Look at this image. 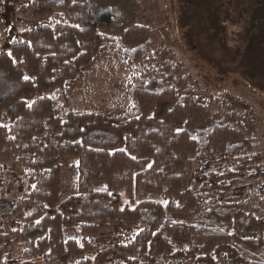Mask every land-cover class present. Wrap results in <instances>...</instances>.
Returning <instances> with one entry per match:
<instances>
[{"label": "trees", "instance_id": "16d2710c", "mask_svg": "<svg viewBox=\"0 0 264 264\" xmlns=\"http://www.w3.org/2000/svg\"><path fill=\"white\" fill-rule=\"evenodd\" d=\"M247 2L264 11V0ZM18 10L54 25L0 50V264H264V134L252 111L206 99L140 23L139 0H8L0 18ZM113 51L137 72L129 110L61 108ZM66 157L78 160L79 193L64 199ZM12 163L27 170L18 190L1 179ZM114 223L143 228L93 255Z\"/></svg>", "mask_w": 264, "mask_h": 264}, {"label": "rangeland", "instance_id": "374dc122", "mask_svg": "<svg viewBox=\"0 0 264 264\" xmlns=\"http://www.w3.org/2000/svg\"><path fill=\"white\" fill-rule=\"evenodd\" d=\"M7 1L0 0V14ZM139 1L143 7L140 23L159 31L166 45L200 83L205 98H212L215 104L222 96L238 110L252 111L264 134V11L258 12L247 0ZM40 24L52 27L54 17L33 21L18 10L9 23L0 18V50L14 37ZM136 73L135 67L127 65L124 58L113 51L110 59L99 63L87 81L59 106L98 110L108 115L124 114L132 104L127 88ZM47 95L53 96V93ZM1 123L9 125L6 114ZM258 151L264 155V136ZM61 164V189L65 199L79 193L78 160L66 157ZM1 179L6 188L14 185L18 190L27 180V170L12 163L9 172H2ZM241 183L246 184V181ZM92 189L104 190L105 187L94 183ZM120 194L125 205L128 200L124 190ZM142 228L140 224H111L96 237L97 249L93 255L130 240ZM69 235L78 240L82 238L78 229ZM17 254L25 259L21 252ZM34 262L46 264L41 257L34 258Z\"/></svg>", "mask_w": 264, "mask_h": 264}, {"label": "snow or ice", "instance_id": "6c2138e0", "mask_svg": "<svg viewBox=\"0 0 264 264\" xmlns=\"http://www.w3.org/2000/svg\"><path fill=\"white\" fill-rule=\"evenodd\" d=\"M9 55H11V53H9ZM24 79L27 80V79H29V77L25 76Z\"/></svg>", "mask_w": 264, "mask_h": 264}]
</instances>
